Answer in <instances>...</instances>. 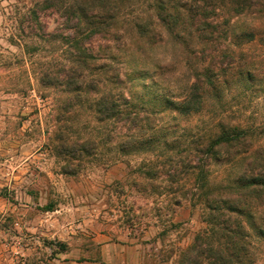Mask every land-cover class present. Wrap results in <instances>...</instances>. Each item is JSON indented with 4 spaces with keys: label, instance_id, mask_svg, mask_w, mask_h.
Wrapping results in <instances>:
<instances>
[{
    "label": "rangeland",
    "instance_id": "rangeland-1",
    "mask_svg": "<svg viewBox=\"0 0 264 264\" xmlns=\"http://www.w3.org/2000/svg\"><path fill=\"white\" fill-rule=\"evenodd\" d=\"M36 1L0 0V250L15 264L24 259L20 248L27 249L36 240L48 249L46 242L56 240L42 243L43 236L30 228L39 226L36 214L52 205L97 210L99 221L136 232L139 239L147 231L148 239L141 241L140 263L178 264L180 253L206 229L201 203L188 200L193 193V179L187 172L194 155L191 143L213 135L214 121L221 116L230 125L258 128L263 134L255 147L264 149V16L238 21V27H254L251 42L227 38L225 48L234 62L220 79L217 97H209L208 108L191 115H157L158 128L150 144H133L121 153L112 121L96 122L93 97H75L64 86L38 82L44 72L50 77L66 74L72 50L59 37L38 38L41 35L35 22L27 17ZM136 1L135 7L145 3ZM45 21V33L60 35L56 30L59 19L51 15ZM104 43L92 46L95 57L104 56ZM129 46L134 49L130 42ZM119 54L115 52L119 67L124 62V71L131 67L128 73L136 103L157 107L164 98L177 100L182 96L190 72L181 48L167 42L142 55L131 53L133 57L126 58L128 53ZM144 56L149 72L140 78L130 71H136L134 66L141 63L138 58ZM94 64L85 79L96 82L99 63ZM157 65L162 69L156 70ZM57 138L74 150L85 142L96 144L97 149L91 150L89 157L78 158L76 154L69 159L60 153ZM169 157L170 162L166 161ZM228 163L222 158L213 161L209 178L224 180ZM68 169L79 172L75 176L63 174ZM167 174L174 175L171 184ZM183 196L186 200L175 205L174 200ZM251 251L253 264H264V240L254 239Z\"/></svg>",
    "mask_w": 264,
    "mask_h": 264
},
{
    "label": "trees",
    "instance_id": "trees-1",
    "mask_svg": "<svg viewBox=\"0 0 264 264\" xmlns=\"http://www.w3.org/2000/svg\"><path fill=\"white\" fill-rule=\"evenodd\" d=\"M136 2L38 0L27 13L40 32L38 38L55 40L59 37L72 50L71 66L66 74L50 77L44 72L38 82L52 87L64 86L75 97L81 94L93 97L95 120L99 124L112 121L116 126L121 153L133 144H150L158 128L157 115L165 112L191 115L208 108L209 97H217L220 79L234 62L225 48L227 38L251 42L254 27H238L237 23L247 17L264 16V0H145L135 7ZM128 9L132 14L126 12ZM51 15L59 19L58 36L45 33V18ZM108 40L114 45H107ZM102 41L107 43L101 48L104 56L95 57L94 43L99 42L101 47ZM167 42L183 51V60L190 72L185 91L177 100L164 98L157 107L148 102L136 103L131 93L133 80L128 73L131 67L127 66L128 70L124 71L125 62L119 67L115 52L128 53L124 56L129 58L133 57L131 53L142 55ZM138 59L141 63L134 66L136 71L130 72L142 78L143 72L148 74L149 71L144 65L145 56ZM95 62L99 63L96 82L85 79ZM155 69L162 67L157 65ZM213 127L216 130L213 135L191 143L194 155L187 170L193 179L190 191L193 193L188 200L193 202L194 198L196 204L201 203L206 229L180 253L178 264H253V240H264V149L255 147L263 133L258 128L230 125L221 116ZM56 140L60 153L69 159H74L76 154L78 158L89 157L93 154L91 150L97 149L96 144L85 142L74 150L60 138ZM163 144H167V140ZM220 158L229 162L227 168L230 169L224 180L213 181L209 178V169L211 163ZM78 172L68 169L63 174L75 176ZM166 177L167 183L175 181L174 175ZM182 200L186 198L178 197L174 204ZM53 209L52 205H46L42 211ZM46 244L50 254L42 264H53L51 261L57 255L67 251L66 245L59 241Z\"/></svg>",
    "mask_w": 264,
    "mask_h": 264
},
{
    "label": "crops",
    "instance_id": "crops-1",
    "mask_svg": "<svg viewBox=\"0 0 264 264\" xmlns=\"http://www.w3.org/2000/svg\"><path fill=\"white\" fill-rule=\"evenodd\" d=\"M100 214L97 210L55 206L51 212H38L39 226L30 229L43 236L42 243L51 239L66 245L67 251L57 255L53 264H141V241L148 239V232L139 239L136 232L120 229L117 224L105 225L98 220ZM19 254L24 259L15 264H42L50 250L36 240L29 248H20ZM0 264H11L1 250Z\"/></svg>",
    "mask_w": 264,
    "mask_h": 264
}]
</instances>
